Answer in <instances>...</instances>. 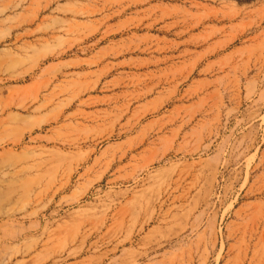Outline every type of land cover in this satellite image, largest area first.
<instances>
[{"label":"rangeland","instance_id":"obj_1","mask_svg":"<svg viewBox=\"0 0 264 264\" xmlns=\"http://www.w3.org/2000/svg\"><path fill=\"white\" fill-rule=\"evenodd\" d=\"M0 264H264V0H0Z\"/></svg>","mask_w":264,"mask_h":264}]
</instances>
